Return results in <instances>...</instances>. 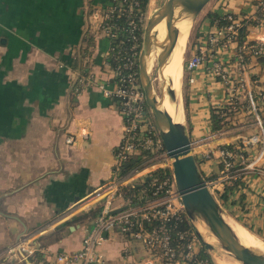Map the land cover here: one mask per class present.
Here are the masks:
<instances>
[{
	"label": "crops",
	"instance_id": "0c3cea01",
	"mask_svg": "<svg viewBox=\"0 0 264 264\" xmlns=\"http://www.w3.org/2000/svg\"><path fill=\"white\" fill-rule=\"evenodd\" d=\"M256 1L214 0L207 13L232 11L245 16L256 11ZM108 3L0 0V264H57L60 253L81 248L99 214L102 200L89 196L100 183L114 177L115 149L124 133L119 100L98 86L99 82L112 84L115 76L107 59L111 39L99 26ZM211 22L206 14L201 23L204 34L212 29ZM257 32L264 34V26L250 31L247 38L253 39ZM186 46L187 42L182 77ZM225 56L234 59L233 52ZM233 66L237 74L239 69ZM79 71L94 75L95 83L81 85ZM193 73L195 82L188 80L182 88L185 120L200 169L214 175V187L222 190L235 175L219 180L220 143L236 141L244 136L236 133L239 128L251 132L258 122L243 89L240 98L243 104L246 98L247 106L242 109L247 110L237 116L253 113L246 116L248 120L252 116V121L210 136L214 132L211 111L223 106L225 87L203 67ZM248 73L256 95L264 89V63L259 57L249 58ZM259 103L264 123V100ZM83 130H89L88 137L67 141L70 134ZM244 145L251 163L242 167V183L224 204L239 224L264 242V155L254 163L262 146L259 141ZM131 170L120 174L116 206L132 198L122 194L123 186H142L150 174L132 175ZM148 190L144 187L135 195ZM91 209H98L95 217L72 220ZM67 220L72 221L56 230ZM29 248L38 253L29 254ZM100 249L113 264H148L149 259L152 264H165L158 252L118 228L105 232ZM219 258H215L218 264H226ZM168 264L184 263L177 259Z\"/></svg>",
	"mask_w": 264,
	"mask_h": 264
},
{
	"label": "built area",
	"instance_id": "2783aa9c",
	"mask_svg": "<svg viewBox=\"0 0 264 264\" xmlns=\"http://www.w3.org/2000/svg\"><path fill=\"white\" fill-rule=\"evenodd\" d=\"M153 0H149L147 8L140 7V0H109L108 5L101 11L100 28L111 39L108 52L116 49L117 45L112 44V38L117 37V32L113 30L117 27L114 16L126 15L129 23L131 41L130 46L122 51L118 50L115 56V76L112 84L99 82L107 96L118 99L120 111L123 116L124 133L122 140L115 149L114 177L100 183L90 194L97 200H102L99 214L95 218L94 224L88 229L82 242L81 248L62 252L57 256V264H113L107 260L100 246L105 239V232L118 228L122 232H129L131 235L141 240L147 247L158 252L165 264L170 263L177 257V248L174 245V237L171 232L169 221L175 218L182 221L188 217L181 194L177 188L172 162H165L170 155L165 147L159 129L152 116L148 115L146 107V95L141 85L139 74V55L142 47L140 32H143L149 13L153 12ZM150 13V14H151ZM264 0L256 1V11L252 14L241 16L232 11H224L222 17L212 23V29L203 34L196 43V49L192 56L185 62L186 68L190 71L188 80L195 82L197 69L205 68L207 72L217 77L224 85L226 91L225 102L229 109H242L243 103L240 95L244 89L248 105L255 112L256 121L262 128L264 138L263 118L259 113V101L264 100V89L260 88L254 94L252 80L248 73V61L252 57H264V34L257 32L251 40L247 38L250 31L264 26ZM245 27L248 30L246 36L241 40L240 31ZM258 31V30H257ZM124 42V41H123ZM233 52L234 59L230 56ZM233 64L239 69L236 74ZM237 69V70H238ZM81 85L95 83L94 75L85 74L79 71ZM222 131L213 132L210 136L221 134ZM89 136V130L80 133L70 134L67 141L74 143L79 137ZM262 141L258 134H253L243 140L244 144L249 142ZM193 142V141H192ZM264 142V140H263ZM225 143L219 145V156L223 163L220 181L231 179L233 175V152L224 147ZM243 150V148H242ZM209 155V153H207ZM207 155V157H209ZM264 155V145L262 149L253 157L254 163ZM153 157L158 159V163L151 167H135L130 174L153 171L159 167L168 169L161 178H156L151 186V196L141 194L140 201L134 202L132 198L125 208L113 212L115 208L123 207L114 205V199L120 194L122 180L120 174L126 162L133 157ZM159 158H161L159 160ZM171 158V157H170ZM172 159V158H171ZM237 159L248 166V157L243 153L237 154ZM213 191L214 180H207ZM189 219V218H188ZM187 250L181 260L184 264L194 258L200 247L203 245L200 237L192 229L180 231V238H187ZM35 248H29V254ZM200 264H206L199 260ZM148 264H152L149 259Z\"/></svg>",
	"mask_w": 264,
	"mask_h": 264
},
{
	"label": "water",
	"instance_id": "95a60500",
	"mask_svg": "<svg viewBox=\"0 0 264 264\" xmlns=\"http://www.w3.org/2000/svg\"><path fill=\"white\" fill-rule=\"evenodd\" d=\"M211 0H164L149 15L143 29V41L139 55V74L141 85L145 91L147 104L159 129L168 154L173 160V171L176 185L181 194L185 211L195 232L200 237L206 249L213 251L216 244L203 237L194 224V219H203L210 230L216 235L225 251L240 260L243 264H264V252L244 244L231 224L226 219V212L218 198L209 186V183L201 171L196 155L193 152L192 139L189 135L185 117L177 121L171 113L161 107V103L154 86L156 76L163 74L164 65L171 54L179 35V28L175 25L163 40H159L154 26L162 21L171 4H177L182 16H187L191 21L195 20L204 7ZM161 46V51L156 53L157 65L154 73L149 70V59L153 47ZM169 93L175 97V90L169 88ZM163 92L161 91V97ZM137 161L136 158L126 162L130 166ZM127 205L115 208L113 212L125 208Z\"/></svg>",
	"mask_w": 264,
	"mask_h": 264
},
{
	"label": "trees",
	"instance_id": "16d2710c",
	"mask_svg": "<svg viewBox=\"0 0 264 264\" xmlns=\"http://www.w3.org/2000/svg\"><path fill=\"white\" fill-rule=\"evenodd\" d=\"M149 0H140V7L144 10L147 8V3ZM264 16V13H261ZM207 16L212 20L215 21L218 18L222 17V13L218 12V11H209L207 13ZM113 20L116 21L117 23V27H114L113 30H115L117 32V37L112 38V44L113 45H117L116 49L110 52V54L107 56L108 62L109 64L112 66V68H115V56L118 53V50L121 49L122 51L124 50L125 47L130 46L131 41L129 40L130 37V32H129V23H128V18L126 17V15H120V16H114ZM248 33V30H246L245 27L241 28L240 31V39L242 40L246 34ZM140 37H141V41H142V35L143 32H140ZM124 41V42H123ZM261 61L264 63V58H260ZM185 74L187 78L189 77V73L190 71L186 68L185 66ZM187 80H185L184 82H186ZM259 110V109H258ZM234 109H229V107H220V108H213L211 111V121H212V129L214 132H219L225 129H228V119L230 118V116L233 114ZM260 112V110H259ZM234 144V143H232ZM232 144H225L224 147L230 149L233 152V161H234V166H233V175L234 178L232 179L231 182L226 183L223 187L222 190H220L219 193V199L221 202L225 203L227 201V199H229L230 197V192L233 191V189L240 183H242V179L241 176H239V174H242L241 171H239L244 164H242L238 159H237V154L239 153H243L245 155V151L242 150V148L240 147L239 149L235 148V145ZM136 158L137 161L130 165V166H124L122 169L123 173H127L128 171H130L131 169L140 166V161L142 160V156H137V157H133ZM132 158V159H133ZM197 162L198 165L200 167L201 163H200V159L197 158ZM142 164V163H141ZM223 166V163H221ZM202 170V169H201ZM168 169L166 168H162L159 167L157 169H154L153 171L150 172L149 175H147V177H144V181H143V185L142 186H137L136 184H130V185H125L122 188V194H124V196L126 197H132L134 202H138L140 201V199L135 195L140 189L142 188H150V190H148V193H145L146 196H151V186L152 183L155 181L156 178H161L163 173L167 172ZM203 174L205 175L207 180H210L211 178H214L213 176H207L205 174V172L202 170ZM237 173V174H236ZM98 209H91L87 212H85L83 215H79V216H75L72 220L75 219H81V218H85V217H90L93 218L96 216ZM72 220H67L63 223H61L60 225L57 226L56 230H61L63 227H65L66 225L69 224V222H71ZM169 225L171 226V232L172 235L174 237V245L177 248V257L175 259H173V261L177 260V259H181L183 254L186 252L187 250V242L189 241L191 235H189L187 238H180V231L181 230H186V229H192L193 226L190 223L188 217H185L182 221H178L175 218H172L169 221ZM194 230V228H193ZM126 234H130L129 232H124ZM36 253H38L37 251L35 253H33L32 255H36ZM196 261H194V259L190 260L188 262V264H200L199 260H203L205 261L206 264H217V261L215 260V257L213 256L212 252L209 251L208 249L205 248L204 245H202L199 249V251L196 253L195 257Z\"/></svg>",
	"mask_w": 264,
	"mask_h": 264
},
{
	"label": "bare ground",
	"instance_id": "6f19581e",
	"mask_svg": "<svg viewBox=\"0 0 264 264\" xmlns=\"http://www.w3.org/2000/svg\"><path fill=\"white\" fill-rule=\"evenodd\" d=\"M175 25L179 28V35L177 42L171 54L169 55L167 62L164 65L163 74L159 76L161 80V89L163 92V96L160 97L158 95V97L161 103L160 104L161 107L167 109L175 120L182 121L185 115H184L183 98L181 95L182 93H180L179 90L180 84L182 82L181 65H182V57L184 51L183 46L188 40L189 29L191 28V19L187 16H182L180 14V9L177 6V4H171L169 6L165 18L159 23H157L154 26L153 30L157 32L158 39L163 40L166 37L167 32ZM161 49H162L161 46H158L157 48L153 47V52L149 59V70L154 56L156 55V53L161 51ZM169 88H173L175 90V94H176L175 97H172L170 95ZM226 219L231 224L237 236L244 244L264 252V242L262 240H260L257 236H255L246 228H244L233 217L226 215ZM199 222H203V226H204L203 228L206 231L205 234L201 230ZM194 224L196 225L197 229L201 232V234L205 239H207L208 241L214 244L217 245L220 244L216 235L210 230L207 223L203 219L200 218L194 219ZM214 252H213L214 254L218 253V251H214ZM219 257L224 258L225 256L222 254L219 255Z\"/></svg>",
	"mask_w": 264,
	"mask_h": 264
},
{
	"label": "rangeland",
	"instance_id": "374dc122",
	"mask_svg": "<svg viewBox=\"0 0 264 264\" xmlns=\"http://www.w3.org/2000/svg\"><path fill=\"white\" fill-rule=\"evenodd\" d=\"M163 1L164 0H153V6H152V9H154V8H158L162 3H163ZM213 3H214V0H211L206 6H205V10L203 11V12H201L200 14H199V16L195 19V20H193V21H191V28L189 29V36H188V40H187V46H186V50H185V53H184V60H183V77H182V82H181V84H180V88H179V90H180V93H182V88L184 87V85H185V83L186 82H184L185 80H187L188 81V78H187V76L186 75H188V74H185V72H186V70H185V62L192 56V54H193V52L195 51V49H196V43L199 41V38L204 34V31H202V28H201V23L203 22V20H204V18H205V16H206V14H207V11L210 9V7L213 5ZM151 13V12H150ZM150 13H149V15H150ZM146 24V23H145ZM145 24H144V26H145ZM142 41H143V35H142ZM259 58H264V57H259ZM256 59H258V57H256ZM154 62V63H153ZM248 63V62H247ZM156 65H157V58H156V55L154 56V58H153V61H152V64H151V67H150V70H151V73H154V71H155V67H156ZM154 86H155V89H156V92H157V94L161 97V91H162V89H161V80H160V77L159 76H156L155 77V79H154ZM182 95V94H181ZM182 98H183V95H182ZM243 99V101L245 102L244 104V108L247 106V102H246V98H242ZM221 105H228L225 101L224 102H222V104ZM259 105H260V103H259ZM146 107H147V109H148V115L149 116H152L153 117V114H152V112H151V109H150V106L147 104L146 105ZM249 108H250V106H249ZM242 110H247V109H234V112H233V114L230 116V118L228 119V126L229 127H234V126H236V127H240V126H243V125H246L247 123H246V121H252V119L251 118H253L252 116H250L249 117V119L250 120H248V118L246 117L247 115H252L253 113H249V114H242L241 116H237V114H239ZM253 111V110H252ZM254 115V114H253ZM245 117V118H243V119H241V117ZM154 118V117H153ZM186 122V121H185ZM244 122H245V124H244ZM187 123V122H186ZM245 129V127L244 128H239V130L238 131H236V133H238V132H241L242 134H244V136L245 137H247V136H249V135H253V133L255 134H258L260 137H261V139H262V141H260L259 140V146H263L264 145V142H263V140H264V138H263V134H262V132H261V126H260V124H257V126H256V129H254V127L252 128V131L251 132H248L246 129ZM232 133V132H231ZM220 134H217L216 136H219ZM244 136H240L239 138H237V140L236 141H228L227 142V140L225 139V141L226 142H224L225 144H232V143H234V144H232V145H235V148H237V149H239L240 147L241 148H243V146H245L244 145V143L242 142L243 141V137ZM210 150H212L211 148H210ZM245 152V156H248V153H247V150L244 148L243 149ZM161 158H159V160H160ZM164 161L166 162H172V159L170 158V157H168V159H164ZM201 161V160H200ZM159 161H158V159H156V158H153V157H143V162H142V164H141V161H140V166L142 167V166H148V167H151L152 166V164H154V163H158ZM244 168H241L239 171H241V170H243ZM148 171H150V170H146V171H144V172H148ZM208 176V175H207ZM212 179V178H211ZM220 191V189L219 188H217V187H214L213 188V192H214V194L216 195V197L218 198V200H219V202L222 204V206H223V208H224V210H225V212H226V214L228 215V216H231V217H234L233 215H232V213H230L229 211H228V208H227V206H226V204H224L223 202H221L220 201V199H219V192ZM116 203H115V200H114V205H115ZM235 218V217H234ZM236 219V218H235ZM199 225H200V227H201V230L203 231V233L205 234V229L203 228L204 226H203V222H199ZM214 251H218V253H220V254H218V253H216V254H214L215 252ZM213 254H214V257L215 258H217V260H220V258H219V255H224L225 257H224V262L226 263V264H242L240 261H238L234 256H232L231 254H229L227 251H225L223 248H221V247H219V245H217L216 244V246H215V249L213 250V251H211ZM216 260V261H217ZM217 264H218V262H217Z\"/></svg>",
	"mask_w": 264,
	"mask_h": 264
}]
</instances>
